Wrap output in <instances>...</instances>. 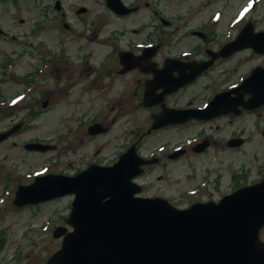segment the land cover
I'll use <instances>...</instances> for the list:
<instances>
[{
    "label": "flooded vegetation",
    "instance_id": "obj_1",
    "mask_svg": "<svg viewBox=\"0 0 264 264\" xmlns=\"http://www.w3.org/2000/svg\"><path fill=\"white\" fill-rule=\"evenodd\" d=\"M194 1L188 15L183 7L173 11L175 17L162 16L156 10L150 12L151 20H142L139 26L133 24L130 29L132 35L144 31V39L130 37L126 48L113 49V57L108 58L103 66L104 73L94 71L96 77L91 84L92 90L99 92L105 100L113 93L118 96L113 105L91 116L89 121L83 119L80 122L81 131L89 135L94 143L114 125L119 124L122 128L130 126L131 133L122 139L120 148L115 149L118 152L107 160L93 156L91 161L84 162L83 168L71 173L47 169L23 185L31 184L37 176L56 174L74 177L92 166L113 167L130 150L144 160L141 172L133 178L140 185L138 197L162 199L178 209L219 203L232 192L264 178L263 170L256 180L240 185L246 175L245 164L233 176L234 166L230 164L231 160H247L245 148L248 137H244L247 117L256 114L257 131L260 130V137L264 139V104L248 108L247 102L252 94L246 90V81L255 71L264 70V0ZM142 2L146 9H140ZM216 2L218 5H215ZM126 5L130 11L125 14L113 12L117 19L127 20L119 23L128 24L130 19L134 23L141 19L142 10H149L150 4L146 0H135ZM55 7L60 11L63 9L59 0ZM158 15L160 21L153 26L152 21ZM251 58L257 64L247 69ZM53 63L48 59L39 65L26 83H35L38 77L47 75L53 69ZM14 66L11 63L3 66V82L16 78L11 70ZM256 81L258 88H262V78ZM216 99L219 105L213 108L211 105ZM134 101L138 111H135ZM45 104L47 106L48 102ZM111 114L114 117L109 122L108 115ZM135 115L139 119L137 124ZM102 120L106 122L101 123ZM263 156L262 152L260 157L255 154L253 158L257 160ZM193 161L199 162V165L192 166ZM183 169L191 170V179L189 175H180ZM68 197L74 199L73 196ZM34 206L28 205L19 210ZM66 220V217L63 218L62 224L57 227L66 226ZM49 226L46 233L51 231L55 238V228ZM259 236L264 242V227ZM0 239V246H4L5 238L0 236ZM30 256L27 254L26 258ZM198 264L203 263L199 261Z\"/></svg>",
    "mask_w": 264,
    "mask_h": 264
},
{
    "label": "rangeland",
    "instance_id": "obj_2",
    "mask_svg": "<svg viewBox=\"0 0 264 264\" xmlns=\"http://www.w3.org/2000/svg\"><path fill=\"white\" fill-rule=\"evenodd\" d=\"M57 1L0 0V132L23 122V128L16 135L0 143V236L6 240V244L0 246V264H46L47 258L62 244L61 239L54 238L51 231L46 233L43 227L51 219L49 227L56 229L58 221L67 217L72 198L67 196L19 210L13 204L18 186H25L32 175L47 169L71 173L83 168L84 162L91 161L93 156L107 160L118 152L115 149L120 148L122 139L132 131L130 126L114 125L94 143L81 131L83 119L89 121L91 116L113 105L118 96L113 93L105 100L92 90L94 71L104 73L103 66L113 57V49L126 48L130 37L144 39V31L132 35L130 29L133 24L136 27L151 20L150 12L156 10L162 16L175 17L173 11L183 7L188 15L195 2L146 0L150 11L142 10L141 19L134 23L130 19L126 24L119 23L127 20L117 19L106 0H59L63 6L61 11L55 7ZM134 1L124 0L126 4ZM139 5L140 9H146L145 3ZM82 8L86 9L79 13ZM160 15L152 21L153 26L159 23ZM48 59L54 61L53 69L35 80L37 89L34 82L27 84L26 79L30 80L33 70ZM8 63L15 65L11 70L16 78L5 83L2 69ZM248 64L247 69L257 63L251 58ZM45 102L48 105L44 108ZM134 107L135 111L139 110L136 101ZM113 117L108 115L109 122ZM135 117L137 124L139 119ZM247 118L244 136L248 137L247 160L230 162L234 166L231 176L237 175L245 164L246 175L240 185L256 180L264 170V156L253 158L255 154L259 157L264 154L257 116ZM34 141L49 142L53 148L46 153L27 151L25 145ZM98 149L100 152L96 151ZM194 165L198 166L199 162L193 161ZM192 174L189 169L180 172L183 177L189 175V179ZM27 254L31 256L26 258Z\"/></svg>",
    "mask_w": 264,
    "mask_h": 264
},
{
    "label": "water",
    "instance_id": "obj_3",
    "mask_svg": "<svg viewBox=\"0 0 264 264\" xmlns=\"http://www.w3.org/2000/svg\"><path fill=\"white\" fill-rule=\"evenodd\" d=\"M107 4L118 14L130 11L119 0ZM260 77L262 88L256 81ZM246 90L252 94L248 108L264 104V70L255 71ZM218 105L216 99L211 107ZM21 126L0 133V143ZM25 148L46 152L53 147L31 143ZM143 163L130 150L113 167L92 166L75 177L47 175L18 188L17 207L75 195L67 220L73 230L55 231V237H63L62 247L48 264H264V243L259 238L264 226V180L218 204L180 210L165 200L136 197L140 186L132 179Z\"/></svg>",
    "mask_w": 264,
    "mask_h": 264
}]
</instances>
